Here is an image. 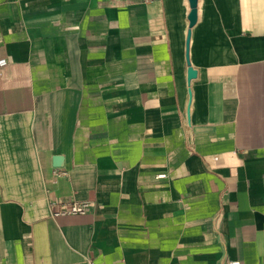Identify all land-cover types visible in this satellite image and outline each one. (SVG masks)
Returning <instances> with one entry per match:
<instances>
[{
  "label": "crops",
  "instance_id": "1",
  "mask_svg": "<svg viewBox=\"0 0 264 264\" xmlns=\"http://www.w3.org/2000/svg\"><path fill=\"white\" fill-rule=\"evenodd\" d=\"M190 13L0 0V264H264V0Z\"/></svg>",
  "mask_w": 264,
  "mask_h": 264
},
{
  "label": "built area",
  "instance_id": "2",
  "mask_svg": "<svg viewBox=\"0 0 264 264\" xmlns=\"http://www.w3.org/2000/svg\"><path fill=\"white\" fill-rule=\"evenodd\" d=\"M7 65V60L6 59H1L0 60V68L4 67ZM56 174L62 175V176H67L68 173L64 170H57ZM90 208V203L89 202H82V203H74L71 205L69 209H57L53 212L55 216H64V215H85ZM94 264V263H91ZM237 264V263H233Z\"/></svg>",
  "mask_w": 264,
  "mask_h": 264
},
{
  "label": "water",
  "instance_id": "3",
  "mask_svg": "<svg viewBox=\"0 0 264 264\" xmlns=\"http://www.w3.org/2000/svg\"><path fill=\"white\" fill-rule=\"evenodd\" d=\"M191 5V13L189 15V21H190V28L193 27V25L196 23L197 20V0H190ZM191 32L188 33L187 38V59H188V66H189V80L195 78L196 72L192 69L190 62H189V41H190Z\"/></svg>",
  "mask_w": 264,
  "mask_h": 264
}]
</instances>
